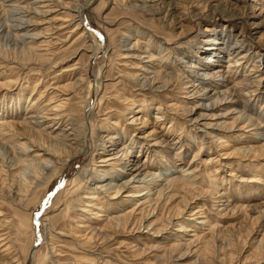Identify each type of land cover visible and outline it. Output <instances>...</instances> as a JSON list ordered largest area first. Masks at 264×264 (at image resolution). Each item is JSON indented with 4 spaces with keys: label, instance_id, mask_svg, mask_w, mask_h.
<instances>
[{
    "label": "rangeland",
    "instance_id": "rangeland-1",
    "mask_svg": "<svg viewBox=\"0 0 264 264\" xmlns=\"http://www.w3.org/2000/svg\"><path fill=\"white\" fill-rule=\"evenodd\" d=\"M82 1L50 16L48 25L31 28L24 42L13 33L0 40V235L8 237L0 242V264H264V139H259L264 94L236 104L230 95L207 110L214 100L192 96L186 78L162 77L150 88L137 77L160 70L187 77L177 57L198 62L199 73L214 63L223 70L230 60L227 50H237L238 44L235 57L248 54V59L231 81L243 79L255 64L261 65L256 75L264 79V0H92L83 13L86 36L80 37L72 32L80 20L74 11ZM4 3L0 0V26L6 20ZM218 36L224 37V53L207 55L204 49ZM30 45L42 57L28 58ZM93 50L100 52L92 59ZM57 105L62 107L59 134L74 124L79 141L92 144L91 153L76 156L77 145L65 149L47 142L60 160L50 170L17 163L15 158H33L37 152L31 147L26 155L18 147L29 138L26 126H20L27 113L39 114L38 106L53 117L55 111L43 109ZM139 106L147 107L144 113H135ZM242 111L262 129L240 131ZM9 120L18 124L14 131L2 124ZM52 123L27 128L40 131ZM207 130L211 135H205ZM107 132L124 134L120 142L140 154L129 160L152 165L157 186L140 190L151 191L150 196L125 198L139 194L131 189L117 196L95 190L102 180L97 173L103 166L100 140ZM202 145L199 160L192 163ZM113 168L118 173L112 184L131 179L121 175V162L103 170L109 174ZM188 169L199 170L195 188L180 182ZM90 196L99 200L93 208L85 205ZM97 214L102 217L95 219Z\"/></svg>",
    "mask_w": 264,
    "mask_h": 264
},
{
    "label": "bare ground",
    "instance_id": "bare-ground-1",
    "mask_svg": "<svg viewBox=\"0 0 264 264\" xmlns=\"http://www.w3.org/2000/svg\"><path fill=\"white\" fill-rule=\"evenodd\" d=\"M73 1L74 0H71L70 3H67L63 0H3V3L5 2L7 4L6 9L4 8L2 10L3 16L6 15V17L4 16L6 20H5V23L2 22L5 25L0 26V30L2 28L5 29L8 33V35H6L4 32H2L0 34V37L2 36L0 38V40H2L3 38L9 39L10 34L13 33L15 35L16 39H21V40H23L22 42H24V39H26V37H27L25 35L29 34L28 32L31 28L33 30L37 26L45 25L42 23H46L48 25V23H49V22L47 23L48 18L50 16H52L53 14L60 12L61 9L73 10L72 9L73 6L71 5V2H73ZM75 1L81 2L82 0H75ZM91 1L92 0H83L82 5L77 7V9L74 11L77 13L80 20H79L77 27L73 30L72 33H81L80 37L86 36V34H85L86 32L84 33L85 30L82 27V22H84V19H83L84 14L83 13L90 6ZM59 8H60V10H58ZM0 16H1V14H0ZM7 16L10 17V20H9V18H7ZM53 21L54 20L52 19V23H53ZM23 25L25 27H22ZM51 30L52 29H51V25H50L49 27H46L44 31H46L47 33H50ZM22 33H25V34L23 35V37L20 35L22 37V38H20L19 34H22ZM210 33H212V31ZM96 34H98V33H96ZM223 38L224 37H222V36H218L216 38H213V40L210 42L211 44L209 43L210 45L207 48H205V49L203 48L205 50L206 54L207 55L210 54L213 56L219 55V57H220V55L222 53H224L223 51H224L225 40ZM28 39H30V38L28 37ZM126 46L127 45H125V47ZM235 47L237 48V50H239L241 46H239L237 44V46H235ZM133 49H135V48H133ZM142 50H144L145 56H148L147 58L150 59L149 61L155 62L157 60V58L155 56H152L149 49L144 48ZM237 50H233V49L227 50L228 58L230 60L228 61V65L223 70L221 68H218L219 63H216V64L214 63L212 65H209L207 68H205L204 71L199 73V71H197V70H199L202 67L199 66L198 62L197 63L196 62L194 63L192 61L186 62V61H183V58L177 57V62H179V66H181L184 69V71L188 74L187 77H185L184 74L181 75V74H178L176 72L170 73V75H169L167 73H163L161 70L160 71H153V72L146 71V72H148L147 75L146 74L145 75H137V77H138L139 83L141 84L142 87H150V88L156 87L155 85L157 84V81L159 79H161L162 77H164L165 79H169L168 77L171 76L172 78L176 77L180 80H181V78L182 79L186 78V80L188 81V84H189L187 89H192V92H193L192 96L197 95L199 99H203V100H214L210 106H207V108H205L207 110L214 109L216 104H219L218 102L226 100L230 95H231V97H232V95L236 97V102H234V104L240 103V99H244V100H248V98L249 99L250 98L256 99V98H258L264 94V92H262V90H261V86L263 84L264 79H262L263 77H259L256 75L257 73H259V68L261 65L255 64V67H254L255 69H253L251 71V73H248V72L245 73V76L243 79L238 80V81H235V80L231 81L233 79L232 74H234V72L239 73L240 70L244 69L246 66L247 59H248V54L247 55L243 54L239 57H235L236 53L239 52ZM26 51H28V53L31 54V55H28V58H29V56L42 57V55L37 53V49L33 48V46H31V45H30V48H27ZM128 51H131V50H128ZM225 51H226V48H225ZM99 52L100 51H98V50H93V52H92L93 56L91 58L93 59L94 57H96V55H98ZM210 62H211V60H210ZM214 65H216V67H214ZM173 69H174V67H173ZM175 69H176V67H175ZM150 73L154 74L153 78L150 77ZM142 76H143V78H141ZM78 81L81 82V79H79ZM228 82L232 83L231 86L230 85L226 86V83H228ZM95 83H96V88H97L95 90V95H96L99 87H101V86H99L100 80L99 79L95 80ZM76 85H77V83L74 84V86H76ZM79 86H80V84H79ZM201 86H206V87H201ZM44 93H41L40 97H43ZM40 97H39V99L37 98L36 104L41 102ZM52 103L53 102L51 101L50 104H47V107H50V105ZM60 103H61L60 105L62 107H65V106H63L64 102H60ZM61 106L57 105V106H52L51 109L50 108L49 109H47V108L43 109V110H48V111H53V112L55 111V114L53 117L48 116V115H47L48 116L47 117L46 115H44V112H41L40 108H38V106L35 107L34 109H35V111L39 110V114H37V115L36 114H31V115L29 114L28 115V113H27L26 119L24 120V122L21 123L20 126H26V129L29 132V134H28L29 138H26L28 140L27 141L28 143L25 141L24 143L18 144V147L20 148V151L26 153V155H27V153H30L32 151L31 147L37 148V152L33 158H27L26 157V159L23 158V160H20L22 157H20V159L15 158L14 160L17 163H19L21 161V163L24 164V166L26 168L32 166L35 163L36 165H38V167H40L43 170L44 169L50 170L52 168L51 167L52 164H55L57 161H60V160L56 159L57 157L55 155L54 150L51 148L50 145L47 144V142L49 144L52 142L53 145L62 144V146H66L65 149L77 145L80 147V149L76 150L77 151L76 156L77 155L84 156L88 153H91L90 149H92V144L91 143L86 144V139H85V141H82V142L79 141L76 129L74 127V124L73 125L70 124V126H72V127L65 128V130H63L62 134H59L60 128L58 125L60 123L57 120H60L58 113H59L60 108L62 109ZM145 109H147V107L139 106L136 108L135 113H144ZM33 113H35V112H33ZM45 113H46V111H45ZM47 114H48V112H47ZM1 116H3V115H1ZM4 117H5V115H4ZM8 117H10V116H8ZM60 117H62V116H60ZM6 119H8V118H6ZM32 119H35L36 121L32 122ZM139 119H141V118L138 117L137 119H133L132 122H130V125H136L135 123H137V120H139ZM156 119L158 121H160L161 117L157 116ZM46 121H53L54 123L44 126L43 130H40V131H37L33 128H27V126L30 127L32 124H35V126L37 125L38 127H41V125H44V123ZM237 121L240 124L244 125L240 128V131H244L246 128H249L252 126L257 127V129H262V126H259V125H261V123H259V125L257 126L258 123L257 124L254 123L253 118L250 115H247L245 111L241 112V115ZM2 124L5 126H10L11 131H14V129L17 128V127H15L12 130V127L18 125L17 123H14L13 121H10V120L7 123H2ZM204 126L206 128L212 127V125H210V124H207V126H206V124H204ZM207 129H209V128H207ZM15 134H14L15 139L19 140L20 136H18L17 134H16L17 135L16 136ZM205 135L209 136V135H211V133L207 130L205 132ZM124 136H125L124 134L122 136L118 132H115L114 134L107 132L106 135L101 137V140H100L101 144L99 146H100L102 153L99 154V155H101V157L99 158L100 159L99 163H101L103 166H102L101 171L97 172V170L94 169L93 173L97 172V173H99V175H98L99 178H101L102 180L104 178L105 179L103 181L101 180L99 183H97V185L95 186V190H98L101 193L106 192L107 194L110 193L111 191H114V193H115L114 196H117L123 190L126 191V190L131 189L133 191L137 190L138 191L137 193H139V194H136L135 196L126 195L125 198H129V197L140 198V197H144V196H150L151 191H148V193L143 194V193H141L142 191H140V190L145 188L144 186H146V185H147V188H146L147 190H149L150 187H152V186H157V180H158L157 176L158 175L156 174V172L150 171L152 168V167L150 168V166H152V165L151 164L147 165L146 161H145L146 163L144 162L141 164V163H138V161L129 160V158H135V159L139 158L140 154H137V155L132 154L131 151L128 149L127 145L124 144L123 142H120ZM22 139H24V138H22ZM259 139H264V133L263 132L261 133ZM83 140H84V137H83ZM178 143H179V141L175 142V145ZM154 145L156 146L157 144H154ZM18 147H16V149ZM203 147L204 146L202 145L200 148V152L196 153L195 160L192 163H195V162H197V160H199L197 158L201 155ZM62 148H63V150H65L64 147H62ZM76 148H78V147H76ZM56 150H58V148H56ZM67 150L65 152L69 156L70 153H68L69 151L67 152ZM16 152H17V150H16ZM59 153H60V151H59ZM57 155H59V154L57 153ZM72 155H74V157H75V152ZM15 157H16V155H15ZM17 157H19V156H17ZM174 157H176V159H179V158H177V156H174ZM69 159H71V158H69ZM72 159H74L73 156H72ZM254 159H257V157L255 156ZM61 160H63V159H61ZM162 161H164V159ZM177 161H179V160H177ZM118 162L125 164V170L120 171L121 175H125V174L126 175L127 174L132 175L130 180L125 181L124 183H122L119 186L112 184V182H113L112 179L115 178V176L118 173V170L117 169L114 170V168H113V170L109 174H108V172H106V170H103L106 167L113 166L115 163H118ZM130 162H132V163H130ZM173 163H175V162H172V164ZM63 165H65V164H63ZM173 165H176V164H173ZM12 167L13 166H11V168H10V166H9V168L11 170H12ZM16 167H19V164ZM16 167L14 166V168H16ZM61 167H63V166H61ZM19 168H22V167H19ZM186 171L187 172L189 171V174L182 176L180 182H182L184 184V186L187 188H195V186L197 184L196 181H198L197 178H198L199 170L198 169H193V170L188 169ZM101 172H106L107 175L106 174H105V176H104V174L100 175ZM175 179H177V178H171V179H168V181L171 182V181H174ZM177 181H179V180H177ZM133 184H138V185H136V187L132 188L131 186ZM216 188H218V186ZM114 189H116V191ZM17 190H18V188H17ZM21 190H22V188H21ZM219 193L220 192H217L216 195H219ZM222 196H223V194H221V196H217V197H222ZM85 198L87 199V201H89L85 205H87L90 208L94 207V201H99L98 198L95 196H90V197H85ZM86 213L90 215L89 212H86ZM198 214L199 213H197L196 215H198ZM200 216H199V218H200ZM100 217H102V216L100 214H97L95 219H99ZM85 227H87V226L81 225V228H85ZM93 231H95V229H93ZM184 231H185L184 227H182L180 232H184ZM42 234H43V231L41 232V236H42ZM192 237H196V236L192 235ZM7 240H8V237H7L6 233H3L0 235V242H5V241L7 242ZM35 255L36 254H34L33 256H35Z\"/></svg>",
    "mask_w": 264,
    "mask_h": 264
}]
</instances>
